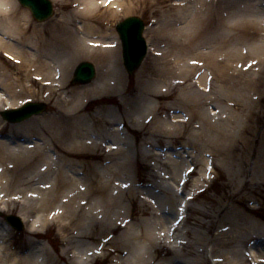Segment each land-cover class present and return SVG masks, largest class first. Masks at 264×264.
<instances>
[{
  "label": "bare ground",
  "instance_id": "6f19581e",
  "mask_svg": "<svg viewBox=\"0 0 264 264\" xmlns=\"http://www.w3.org/2000/svg\"><path fill=\"white\" fill-rule=\"evenodd\" d=\"M52 1L60 3L58 14L47 21H34L29 9L17 0H0V115L36 97L40 90H46L45 99L57 94L53 105L61 112L15 125L20 139L12 136L2 139L4 121L0 119V192L16 197L22 195V202L26 201L27 209L34 213L32 223L27 226L24 247L13 248L6 244L11 234L7 224L0 223V264H90L101 255L97 243L105 241L108 219L111 221L112 216L128 213V204L134 202L128 195L132 192L130 187L128 193L114 186L111 189L114 195L107 191L109 172L114 171L115 180L125 178L122 184L132 185L131 144L138 137L148 135L151 146L164 143L166 146L167 142H172V137L182 134L183 127L194 122L190 135L208 140L213 137L224 141L232 139V129L228 128L227 134L225 128L216 124L221 118L214 119L215 108H208L221 95L229 104L234 101L230 91L234 89L233 37L227 33L232 31V9L228 19L223 21L217 19L218 8L214 5L218 0H154L156 5L176 13L167 18L165 24L150 29L149 50L158 49L155 39L159 38L161 43L168 44V51L152 52L149 61L136 72V93L116 103L110 96L124 91L127 78L120 62L117 37L110 26L121 14L134 10L136 0ZM255 8H248L250 15L243 14L242 18L263 33L264 13L257 14ZM179 9L188 12L181 13ZM205 9L213 17L208 30L213 48L207 56L214 69L205 67L204 70L213 75L214 83L219 86L217 91L207 81V75L201 77L202 73L198 78L202 69L199 62L203 58L200 53H195L198 61L194 65L185 60L199 47V43L186 45L185 42L194 30L204 26ZM260 37L261 43L257 40L252 50L263 48L264 39ZM158 58L163 60L162 64L158 63ZM79 59L93 60L97 76L89 84L72 87L68 81ZM222 62L227 72L220 71ZM251 93L256 95L257 104L261 102L264 78L248 83L245 95ZM90 102L103 104H96L91 114ZM262 111L264 114V108ZM167 112L170 114L161 115ZM226 120L232 123L230 117ZM257 122H264V117ZM114 149L119 158H113L115 161L107 166L110 158L104 152ZM180 166L175 163L176 178L180 177ZM59 200L64 204L59 205ZM2 203L5 207V202ZM56 205L61 209V230L69 241L76 238L74 245L60 254L41 242L44 223L53 212L60 213L55 211ZM176 206V196L166 193L160 208L164 223L156 231L152 221H143L145 236L130 239L141 240L121 264H148L153 256H162L160 248L166 246L172 248V258L161 257L157 264H172L173 259L187 264L185 253L176 247L180 246L178 239L172 242L170 234L185 231L182 218H174ZM0 211L5 210L0 208ZM27 213L21 215L22 220L25 221ZM95 225L99 227L95 229ZM120 227L116 225L114 230ZM165 227L171 238L169 246L159 235ZM95 234L98 239L94 238ZM259 243H264V231ZM253 249V257L246 259L247 264H264V250ZM226 264L240 263L228 260Z\"/></svg>",
  "mask_w": 264,
  "mask_h": 264
},
{
  "label": "rangeland",
  "instance_id": "374dc122",
  "mask_svg": "<svg viewBox=\"0 0 264 264\" xmlns=\"http://www.w3.org/2000/svg\"><path fill=\"white\" fill-rule=\"evenodd\" d=\"M51 2L54 7V14H58L60 3L52 0ZM205 6L207 9V5ZM214 6L218 8L217 19L223 21L228 19L229 11L232 9V31L227 33L232 34L233 37L232 47L234 55L231 69L234 89H230V91L232 92V99H234V101H231L234 103L231 102L229 104L228 99L221 95L218 101L208 108H215L216 115L213 116L214 119L221 118L219 123L216 124L225 128L227 134L228 128L232 129L230 131L232 139L226 141L218 137H213L212 140L211 138L209 140L206 138L199 139L194 135H190L195 125L193 122L185 128L183 127L180 136L176 135L174 138L171 136L172 142H167L166 146L165 143L160 144V146L155 144L151 146L148 135L138 137L136 142L132 141V185L126 182L122 184L121 182L125 179H122V177L119 180H115L117 176L111 170L109 172L110 178L107 191L112 193L111 189L114 186L122 188L124 193H128L130 187L132 192L128 193V195L131 196L130 198L134 202L132 205L128 204V213L117 215V217L112 216L111 221L108 219V225L104 230L105 241H102L100 245L97 243V248L101 255L92 261L91 264H121L122 260H125L130 255V250L136 246L137 241H140L143 239L142 236H145L146 228L143 221H152L154 230L159 229L165 221L161 217L160 208L161 199L166 193H173L176 196V207L178 209L174 218H182L183 223L181 225L183 224L186 232L173 231L170 234H172V242L178 239L180 246H182H176L174 243L181 252L185 253L187 264H226L228 260L232 263L234 260L240 264H247L246 259L253 257L251 248L254 247L253 250H258L259 252L264 250V243H259L264 231V170L262 168V165H264V122H257V119L260 120L264 117L262 113L264 94L258 104L254 100L255 94L245 95L250 81L264 78V45H262L263 48L261 50L257 48L252 50V44L256 43L257 40L260 42V35H262L260 38L264 39V24H262L263 33H261L259 29L251 27L248 24L249 22L246 23L244 18H242L243 14L250 15L248 8L252 6L256 7L255 11L257 14L261 15V12L264 13V0H220V2L218 0ZM206 9L204 11V26L198 27V29L193 31V34L190 32L191 35L185 42L186 45L190 42L199 43V47L189 54L185 60L187 64L194 65L198 61L194 57L195 53H200L203 58L199 62L202 69L198 74V78L202 73L201 77L207 75V81L217 91L219 86L214 83L213 75H208L209 71L204 70L206 69L205 67L214 69L211 59L207 56L213 48L212 42L208 39V30L211 28L213 17L209 10L206 13ZM179 11L181 13L188 12L185 9H179ZM174 13H176L175 10H168V8L156 5L154 0H136L135 9L116 18L112 26H110L111 31L117 37L115 31L116 23L127 16H138L146 24L145 39H151L150 29L158 27L161 23L165 24L166 19ZM34 21L36 20L34 19ZM251 32H253V35H250ZM181 40L184 41L182 38ZM117 41L119 43L118 37ZM155 41L158 44V49H148L142 64L130 76H128L123 67L119 43L120 62L127 79L124 91L120 95L112 94L110 96L113 102L118 103L122 97L130 98L136 93L138 88V80L135 77L136 72L144 63L149 61L152 52L164 53L168 51V44L161 43L159 38L155 39ZM251 59L254 60L251 61ZM82 61L92 62L96 67L93 60L86 59H79L74 67ZM157 61L158 63L163 62L160 58ZM224 65L225 62H222V67H219L221 72L228 71ZM74 67L71 70L68 81L70 84ZM73 86L78 87L80 85ZM38 93L36 97L25 101L46 102L48 107L46 112L30 119L61 114L53 105L57 99V94L53 93L48 99H45L46 90H40ZM98 103L103 104L102 102ZM98 103L90 102L88 104L91 114H93L94 107ZM255 104H257L256 107ZM169 114V112L167 114L161 113L162 116ZM229 117L232 119L231 124L226 120ZM0 119L3 120L1 115ZM20 124L18 123V125ZM15 125L17 124L3 122L2 139L11 136L14 139H20L18 131L14 128ZM142 140H146V143ZM116 153L115 149L104 152L105 156L110 158L106 164L107 166H110L116 158H119ZM175 163H178L179 166L180 163L182 165L180 166L182 171L179 178L175 177ZM9 170L12 171L13 169ZM12 187L10 186V188ZM112 195L114 194L112 193ZM0 199V208L5 210L0 211V223L5 222L3 214L23 219V213L28 212V216L25 217L23 222L25 229L18 230L15 226L11 227L5 222L11 234V238L9 237L6 244L13 248H17V246L24 247L27 226L32 223L34 213L29 212L26 207L27 202H22L23 198L20 194L19 197H16L8 192H0ZM2 202H5V207H2ZM61 204H64V201L59 200V205ZM59 205H56L55 211L60 213L54 214L55 212H53V216L51 215L52 217L48 218L46 223H44L45 227L41 242L60 254L63 249L67 250L74 245L76 238L69 241L66 233L61 230L63 221ZM163 211L167 212L165 209ZM116 220L118 221L115 223ZM116 225L121 227L114 230ZM97 227L99 225H95V229ZM160 234L169 246L171 238L169 237L170 234L167 233L166 227L160 231ZM134 237H140L141 239L131 241L130 239ZM94 238L98 239V235L95 234ZM159 246H162V244ZM159 246L156 248H159ZM160 250L162 256H153L148 264L159 263L158 261L161 257L169 256L172 258V248H167L166 246V248L162 247ZM69 253L70 249L67 251L66 256ZM176 261L173 259L172 264ZM180 263L176 262V264Z\"/></svg>",
  "mask_w": 264,
  "mask_h": 264
},
{
  "label": "water",
  "instance_id": "95a60500",
  "mask_svg": "<svg viewBox=\"0 0 264 264\" xmlns=\"http://www.w3.org/2000/svg\"><path fill=\"white\" fill-rule=\"evenodd\" d=\"M19 2L30 8L33 15L43 20L52 12L50 0H19ZM144 24L138 17H127L116 26L122 43V58L125 69L129 74L140 65L146 54L147 46L142 36ZM94 66L88 62L80 63L75 72L73 83H88L94 76ZM45 105L40 103H27L22 108L2 112L5 120L15 123L23 121L34 114L45 110ZM7 222L18 230L23 228L22 223L16 217L6 216Z\"/></svg>",
  "mask_w": 264,
  "mask_h": 264
}]
</instances>
